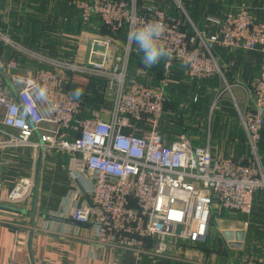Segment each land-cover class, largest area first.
<instances>
[{"label":"built area","instance_id":"built-area-1","mask_svg":"<svg viewBox=\"0 0 264 264\" xmlns=\"http://www.w3.org/2000/svg\"><path fill=\"white\" fill-rule=\"evenodd\" d=\"M68 5L84 24L98 17L111 36L94 38L83 62L48 56L0 31L3 44L43 65L21 76L14 74L18 60H0L11 83L0 71V150L32 147L70 154L92 181L90 202L75 206L71 220L93 227L98 244L138 255H169L185 243L205 241L216 205L232 214H250L255 194L264 191L258 155L264 129V20L241 6L223 18H207L216 32L195 29L189 35L179 19L151 3L142 9L137 0H70ZM160 18L165 25L161 39L171 56L165 58V76L152 87L127 78L135 43L127 38L120 57L117 36L126 28L127 37L132 26ZM216 47L260 52L262 57L253 105L239 113L251 150L248 158L214 156L209 147H194L185 136L170 141L159 129L172 66L180 63L197 80L222 74ZM69 73L104 80L105 95L113 103L108 120L103 111L83 117L82 101L65 88ZM34 185V176L23 177L0 202L21 207L31 201Z\"/></svg>","mask_w":264,"mask_h":264},{"label":"crops","instance_id":"crops-1","mask_svg":"<svg viewBox=\"0 0 264 264\" xmlns=\"http://www.w3.org/2000/svg\"><path fill=\"white\" fill-rule=\"evenodd\" d=\"M69 1L0 0V23L15 21L17 10L24 13L22 20L28 16L29 10H35L37 19L44 21L43 18H49L51 24L60 30L61 25L65 26L61 35L59 33L58 36L54 34L56 38L51 37L53 42L60 44L63 39L62 41H68L71 45L59 48L58 44H47L38 29H35L36 33L32 37L28 33L24 34V40L41 43L36 45L38 50L47 51L44 54L48 56H64L63 59L84 62L89 58L92 40L99 37L109 38L111 33L98 17H93L90 23L84 24L69 10ZM241 6H246L260 20H264V0H181L179 11L173 7L163 9L173 17H182V13L186 16L188 21L185 18L184 20L191 30L196 29L207 35L217 31V27L210 25L207 18H223L227 13L237 12ZM26 30L29 32L30 28ZM123 31L117 36L119 46L116 54L120 57L125 55L127 41L126 30ZM0 43L3 50L1 60L5 61L16 53L11 47L1 41ZM98 48L102 49L103 46ZM214 53L222 74L209 79H192L183 65L175 63L172 66L166 89L167 96L171 98L168 100L171 107L164 110L159 129L161 128V133L170 141L185 136L194 147H209L214 156L248 158L251 150L239 113L253 105L252 87L260 71L262 57L260 52L221 47L216 48ZM141 55L138 51L130 53L127 78L148 86H158L165 76V58L153 67L145 68L140 61ZM19 56V70L28 74L26 76H29L31 71L43 67L36 61ZM68 78L65 85L67 91L71 93L76 88L84 91L80 98L84 115L91 117L95 111H103L104 119L108 120L113 103L112 99L105 95L104 80L75 73H69ZM224 90L231 93L232 102L223 98ZM205 99L208 101L205 102ZM195 102L198 106L202 104L206 110L198 114L202 108L193 106ZM176 104L179 107L174 109L173 105ZM171 110H180L184 116L175 119L168 117ZM210 112L211 115L208 114ZM174 125L179 126L180 130L171 128ZM46 126L51 127L49 124ZM193 126L198 127V134L193 136L189 132L185 133ZM66 134L69 138L74 136L72 132ZM34 139H38V136L35 135ZM41 152L37 214L54 216L55 219L37 216L32 224L24 215L0 210V264H264V191L255 194L250 214H232L216 205L205 241L196 244L185 243L182 248L172 251L169 255L155 256L147 252L138 255L128 249L98 244L94 239L96 231L93 227L78 225L71 220L70 215L75 206L90 202L92 181L85 171L77 167L70 154L32 147L0 150V198L21 178L34 176L36 179ZM258 153L264 171V134L258 146ZM31 203L32 198L21 208L29 209ZM222 230L244 231L241 246H231L222 236ZM31 232L32 256L29 249Z\"/></svg>","mask_w":264,"mask_h":264},{"label":"rangeland","instance_id":"rangeland-1","mask_svg":"<svg viewBox=\"0 0 264 264\" xmlns=\"http://www.w3.org/2000/svg\"><path fill=\"white\" fill-rule=\"evenodd\" d=\"M179 1H181V0H179ZM159 3L163 7H171V8L173 7L176 11L180 10V5L178 4V2L176 0H160ZM50 11L51 10H46V12H50ZM249 11L251 12L250 9H249ZM23 14L24 13L21 12V10H17L16 11V15H15L16 16V20L12 21V22H6V23L5 22H1L0 23V31L2 33H4L6 36L10 37L12 40L18 41L23 46L28 47L30 49H33L35 51H40V50H38L36 45H41V43H38L35 40H27V41H25L24 37H23V35L27 34V33H28V35L30 37L34 36L33 34L36 33L35 29H38L39 34L44 36V38L46 40L45 43H47V44L55 43V44H58L59 48H61L62 46L66 47L67 44L71 45L70 43H68V41H62L63 39L60 41V44L57 43L56 41L53 42V39L51 37L55 36V35L58 36L59 33L61 35V33H63V32H62V30L57 28V26H54L53 24H51V19L43 18L44 21L42 19H37L35 10H29L28 13H27L28 16L24 20H22V15ZM76 15H78V14H76ZM170 16H171V14H170ZM181 16L183 18H185L186 21H188L186 19V16L182 15V13H181ZM182 17H176V15H174L175 19H179L180 20V26H182V23H183V25L186 24V21ZM28 28H30L29 32H27V30H26ZM56 36H55V38H56ZM28 44H30V45H28ZM1 47H3V46L1 45ZM41 52L44 53V52H47V51H44V52L41 51ZM49 52H51V51H49ZM62 57H64V56H62ZM62 57H58V58L63 59ZM14 74H19V75H22V76L28 75V74L24 73L23 70H17ZM234 92L236 93V90ZM223 94L224 95H222V96H223V98H225V100H227L229 102H232V98L233 97H232L231 93L228 90L227 91L224 90ZM213 95L214 94H211V96H213ZM176 106L179 107V105H176ZM198 107L202 108L201 111L198 112V114L201 113L203 110H206V109L203 108L202 104L200 106H198ZM190 111H191V107H190L189 112ZM208 114L211 115L212 113L210 112ZM167 116L168 117H172L173 119H175L178 116L183 117L184 113L181 112L180 110H178V111L171 110L170 115H167ZM177 124L178 123H176V125ZM171 128H173V129L179 128V130H180V127L179 126H175V125L173 127H171ZM197 130H198V127L197 126H193V127H189L187 129V132H185V133L189 132L190 134L195 136L196 134L199 133V132H197ZM207 141H208V137H207ZM258 155H259V153H258ZM231 157H233V156H231ZM259 159H260V157H259ZM263 162H264V160H263ZM11 206H13V205H11ZM177 254L179 255L180 252H177Z\"/></svg>","mask_w":264,"mask_h":264},{"label":"clouds","instance_id":"clouds-1","mask_svg":"<svg viewBox=\"0 0 264 264\" xmlns=\"http://www.w3.org/2000/svg\"><path fill=\"white\" fill-rule=\"evenodd\" d=\"M165 31L163 19L141 21L129 29L127 38L137 45V51L141 53V63L145 68H151L161 59L170 57L171 53L161 39ZM43 94V90H41ZM71 95L75 100H80L84 95L81 88L72 90Z\"/></svg>","mask_w":264,"mask_h":264},{"label":"water","instance_id":"water-1","mask_svg":"<svg viewBox=\"0 0 264 264\" xmlns=\"http://www.w3.org/2000/svg\"><path fill=\"white\" fill-rule=\"evenodd\" d=\"M1 74L5 78V81L7 82L8 86H11L10 80L8 76L6 75V72L3 68L0 69ZM35 135L38 136V133H35ZM39 138V137H38ZM41 160H42V152L40 153L39 160H38V166H37V174H36V179H35V186H34V191H33V196H32V203L31 207L29 209L17 207V206H11L7 204L0 203V210L5 211V212H10L14 214H19V215H24L30 219V222L32 224L35 223L36 217H43V218H53L55 219L54 216H44V215H38L37 214V209H38V195H39V185H40V172H41ZM74 222V221H73ZM78 225H82L80 223L74 222ZM222 236L226 241L230 243L231 246L233 247H240L241 242L244 239V231L242 230H237V231H231V230H222L221 231ZM33 233H30V253L32 256V250H31V239H32Z\"/></svg>","mask_w":264,"mask_h":264},{"label":"trees","instance_id":"trees-1","mask_svg":"<svg viewBox=\"0 0 264 264\" xmlns=\"http://www.w3.org/2000/svg\"><path fill=\"white\" fill-rule=\"evenodd\" d=\"M126 1H130V0H126ZM160 1V0H159ZM159 1L158 0H137V5H138V8L139 9H142L143 8V6H145L146 4H149V3H151V4H154L155 6H158V7H160V8H162L163 9V6H161V4L159 3ZM69 10L72 12V13H74V14H78L77 13V11L76 10H74V9H72V8H69ZM78 17H79V14L77 15ZM80 18V17H79ZM184 19V18H183ZM190 28V29H189ZM104 29H105V27H104ZM181 29L183 30V31H188L187 33L189 34V35H193L194 34V31L193 30H191V27H188L187 26V24H184L183 25V23H182V26H181ZM61 30L63 31V30H65V26H62L61 25ZM126 30V28H124V31ZM105 31H106V29H105ZM123 31V32H124ZM126 32V31H125ZM61 37V36H60ZM59 42V41H58ZM217 49L219 48V47H216ZM215 48V49H216ZM135 51H137V45H133L132 46V50H131V52L132 53H135ZM3 53V50L0 48V55ZM1 57V56H0ZM68 57V56H67ZM9 59H16V60H18L19 62H20V56L17 54V53H14V55H12L11 57H9L7 60H9ZM64 59H67V60H70V59H68V58H64ZM1 60V59H0ZM176 64H179L180 65V63H176ZM212 78V77H211ZM166 96H167V94H166ZM171 100V98H169L168 96L166 97V101H165V104H164V110H167V108H170L171 107V102H169L168 103V100ZM174 101V100H173ZM197 101H198V99H197ZM205 102H207L208 100L207 99H205L204 100ZM177 105V104H176ZM176 105H173V108L175 109V107H177ZM193 106H195V107H198V103L197 102H195V104L193 105ZM204 107V106H203ZM83 117H85V118H87V116L86 115H84V113H83ZM263 132H264V129H263ZM262 132V138H263V133ZM261 191V190H260ZM259 192V191H258ZM255 197V196H254ZM254 202V201H253Z\"/></svg>","mask_w":264,"mask_h":264}]
</instances>
